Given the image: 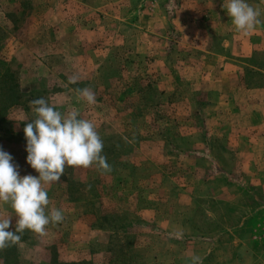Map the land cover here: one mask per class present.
I'll return each mask as SVG.
<instances>
[{"label": "rangeland", "instance_id": "obj_1", "mask_svg": "<svg viewBox=\"0 0 264 264\" xmlns=\"http://www.w3.org/2000/svg\"><path fill=\"white\" fill-rule=\"evenodd\" d=\"M227 2L0 0V147L38 175L23 129L43 97L95 124L111 166L66 167L63 221L0 264H264V23L237 32Z\"/></svg>", "mask_w": 264, "mask_h": 264}, {"label": "clouds", "instance_id": "obj_2", "mask_svg": "<svg viewBox=\"0 0 264 264\" xmlns=\"http://www.w3.org/2000/svg\"><path fill=\"white\" fill-rule=\"evenodd\" d=\"M227 14L235 30L247 34L264 23L261 11L247 0H228ZM71 83H76L72 78ZM89 105L96 103L95 93L85 88L78 90ZM36 118L27 122L23 132L26 139V163L37 176H21L19 166L10 153L0 147V205H10L16 218L15 230H9L12 216H0V250L17 244L28 230L43 235L49 224L63 221V212L48 209V187L61 181L66 167L89 168L95 166L102 173L111 172L104 156V143L95 124L79 118L77 110L66 115L55 105L41 97L30 101ZM192 264H201L194 255Z\"/></svg>", "mask_w": 264, "mask_h": 264}, {"label": "crops", "instance_id": "obj_3", "mask_svg": "<svg viewBox=\"0 0 264 264\" xmlns=\"http://www.w3.org/2000/svg\"><path fill=\"white\" fill-rule=\"evenodd\" d=\"M237 48H239V51H238V53H235V54H239L240 56H242V54H243V52H245L246 54L248 53V49H247V47H244V46H238ZM241 49V50H240ZM231 66V65H230ZM228 71V75L230 76L229 78L230 79H232V80H237L238 79V81H239V83H240V87L239 88H242L243 89V79H242V76H241V73L240 72H238V71H236V69H235V71L232 73L230 70H231V67H228V69H227ZM262 89H264V88H262ZM262 95H264V90H262ZM257 103V106H264L263 104H264V101H259V102H256ZM261 107V108H262ZM260 108V107H259Z\"/></svg>", "mask_w": 264, "mask_h": 264}]
</instances>
